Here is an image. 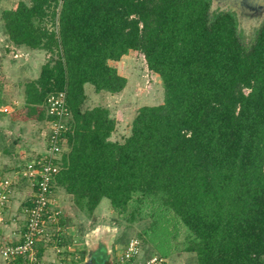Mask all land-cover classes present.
I'll list each match as a JSON object with an SVG mask.
<instances>
[{"label":"trees","instance_id":"trees-1","mask_svg":"<svg viewBox=\"0 0 264 264\" xmlns=\"http://www.w3.org/2000/svg\"><path fill=\"white\" fill-rule=\"evenodd\" d=\"M2 20L12 44L49 57L25 82L23 106L0 116L58 120L47 99L65 93L53 191L86 215L107 198L127 224L152 218L140 237L162 258L179 250L198 264H264V12L214 0H19ZM131 53L161 77L164 99L112 140L117 122L105 106H84L86 86L121 93L127 78L110 62ZM96 255L108 257L103 242Z\"/></svg>","mask_w":264,"mask_h":264},{"label":"rangeland","instance_id":"rangeland-1","mask_svg":"<svg viewBox=\"0 0 264 264\" xmlns=\"http://www.w3.org/2000/svg\"><path fill=\"white\" fill-rule=\"evenodd\" d=\"M18 1L0 0V88L4 90L1 95L5 99L4 103H0V112L6 105L11 109L23 106L25 82L39 77L42 66L49 57L44 50H33L26 47L17 48L9 41L7 33L4 32L2 12L5 9L13 8ZM253 23L246 25L247 33L252 30L250 26L253 27ZM110 64L116 67L120 75L127 78L126 87L121 93L111 94L109 92H96L92 85H87V99L84 106L102 105L107 107L110 110L111 117L115 118L117 122V128L111 139L122 141L130 134L131 124L140 107L163 102L164 87L161 77L148 69L143 55L139 53L125 55L120 61H111ZM51 127V121L42 122L31 119L29 121L13 122L9 113L0 116V176L4 172L2 174L4 176L1 177L13 181V183L11 182L12 185L6 188L8 193L7 203L0 205V216L4 218L7 215L11 220L5 224L6 227L9 226L7 230L23 225L27 217L26 209L28 207L26 204L23 206V202L29 197L31 191L26 181L15 177L17 175H15L14 172L16 171L14 170H17L18 166L29 158L32 162L39 156L38 154H46ZM60 156L58 155L56 159ZM6 168L9 170H5ZM67 195L64 190H57L53 196H59L58 200L63 199L62 208L64 211L68 215L76 217L75 220L78 222L74 231L72 230L74 233L72 236L78 239V243L82 242L84 249L80 247V244H75L74 241L71 243L72 239L69 238L68 232H65L63 237L66 239L62 242L56 228L48 226L47 232L53 235L47 239L48 241L44 242L48 250L44 253L43 262L61 264L63 258L69 260V262L72 259L75 260L73 264L78 263V261L83 262L87 250L96 247L101 241L112 246L113 264H144L146 260L154 255L168 254H165L161 248H156L150 243L147 244L145 236L140 237V234H144V230L151 225L152 218H143L133 224H127L123 218H120L114 212L107 198L101 201L91 216L86 215L73 205V201L68 199L69 196L67 197ZM60 197L61 199H59ZM97 226L102 229L92 235L91 230ZM87 234L90 235L87 236ZM138 237L140 241L142 239L141 253L133 258V263L130 261L127 263L120 262L119 257L125 244L132 238ZM143 240H146V243ZM60 241L65 246L63 253H61ZM85 241L89 246H86ZM108 254H110L109 251ZM148 255L149 257H146ZM25 257L30 259L29 261L33 260L31 262L34 263L33 256L27 255ZM37 263L42 264L41 258L37 259ZM166 264H198V257L195 253L175 250L166 257Z\"/></svg>","mask_w":264,"mask_h":264},{"label":"built area","instance_id":"built-area-1","mask_svg":"<svg viewBox=\"0 0 264 264\" xmlns=\"http://www.w3.org/2000/svg\"><path fill=\"white\" fill-rule=\"evenodd\" d=\"M47 111L50 115L58 118V120L51 121L52 127L48 138V150L46 154L40 155L30 162L23 171V175L31 182V185L37 187L34 204L26 209L27 221L23 239L18 244L0 246V259L13 261L18 256L31 255L35 260L34 263L37 262L35 247L38 239L45 234L47 221H54L60 214L59 210H52L50 195L53 192L51 182L57 168L54 160L62 152L59 139L62 131L66 130L65 124L68 116L64 92L52 94L48 97ZM11 185L10 180H4L1 187L6 189ZM3 193L0 192V202L5 198L7 199V191ZM141 243L138 238H132L123 248L119 261L126 262L139 255L141 253ZM165 261V258L154 255L146 260L144 264H165Z\"/></svg>","mask_w":264,"mask_h":264},{"label":"crops","instance_id":"crops-1","mask_svg":"<svg viewBox=\"0 0 264 264\" xmlns=\"http://www.w3.org/2000/svg\"><path fill=\"white\" fill-rule=\"evenodd\" d=\"M17 48H19V47H17ZM2 91H4L3 90V88H0V95L2 94ZM25 94L23 93V100H24V98H25V96H24ZM5 96V95H4ZM1 98H2V95H1ZM4 99V98H3ZM3 102H5V99L3 100ZM6 108H3V109H7V107H9V106H5ZM17 143V142H16ZM39 156L40 155H42V154H38ZM29 161H31V158H29L28 160H26L25 162H23L22 164H20L19 166H18V168H17V170H14V171H16V172H14L15 173V175H17V176H15L16 178H19V179H21V180H24V181H26L27 182V185H28V187L31 189V191H30V195H29V197H27L26 198V200L23 202V206L26 204V206H29L30 204H31V199H32V197L34 196V194H35V189H34V187L31 185V182L22 174V172L24 171V168L26 167V164L29 162ZM5 170H9L8 168H6ZM4 173V172H3ZM2 173V174H3ZM17 173V174H16ZM1 174V176H4V175H2ZM0 176V191H2V183H3V181L5 180V177L4 178H2ZM22 177H24V179H22ZM6 180H10V179H6ZM20 180V181H21ZM11 181V180H10ZM12 183H13V181H11ZM57 190H55V191H53V194H52V200H51V208H52V210H59V212H60V214H59V216H57V219H55L54 221H47V223H46V232H45V234L43 235V236H41L39 239H38V242H37V246H36V250L38 251V253H39V258H41V263L42 264H47L46 262H43L42 261V258H43V256H44V253L48 250V247L46 246V244L44 243V242H46V241H48L47 239H49L50 237H51V235H53V234H49L48 232H47V227L48 226H52V227H54V228H56V230H57V232H58V235L62 238L61 239V241L62 242H64L65 241V239L66 238H64L63 236H64V234H65V232H68L69 233V238L70 239H72V241H71V243H73V241L75 242V244H77V245H79L80 244V247L81 248H83L84 249V245L82 244V242L81 243H78V239H75V238H73V236H72V234L74 235V233L72 232V230L74 231V228H75V226H77V220H75V216H70V215H68L67 213H66V211H64V209L62 208V206H63V202H64V200L62 199V200H58V197L59 196H53L54 195V192H56ZM65 193V192H64ZM70 197V195H67V197ZM68 197V199H70L71 201H73V199H72V197H70L69 198ZM59 199H61V197L59 198ZM74 205V204H73ZM23 206H22V208H23ZM22 208H21V210H22ZM0 214H1V212H0ZM13 217V216H12ZM11 220H10V217H7V215L3 218L2 216H0V238H1V240H0V246H4V245H13V244H18V243H20L21 241H22V237H23V232H24V230H25V228H26V221H27V217H26V220L23 222V225L21 226V227H16V228H13L12 230H7V228L9 227H6V225L5 224H7L8 222H10ZM76 222V223H75ZM12 224H13V222H11ZM54 234H55V232H54ZM101 239V238H100ZM60 240V239H59ZM61 241L59 242L60 243V247H62V252L61 253H63V251L65 250V246H63L62 244H61ZM100 241V240H99ZM65 245V244H64ZM127 244H125V246H126ZM124 246V247H125ZM76 251V250H75ZM146 257H149V255L148 256H146ZM145 257V258H146ZM74 261L75 260H71L70 262H69V260H66L65 258H63V260L61 261V264H63V263H66V264H73L74 263ZM0 264H12V261H7V260H5V259H0ZM56 264H59V263H56ZM76 264H83V262H80V261H78V263H76Z\"/></svg>","mask_w":264,"mask_h":264},{"label":"water","instance_id":"water-1","mask_svg":"<svg viewBox=\"0 0 264 264\" xmlns=\"http://www.w3.org/2000/svg\"><path fill=\"white\" fill-rule=\"evenodd\" d=\"M214 1H218L220 4H224V3L230 4L231 8L236 10L238 14L243 13L248 17H254L256 15L258 16L259 14L264 12V0H214ZM100 229L102 228L99 226L93 228L91 230V234L95 235V233L99 232ZM89 235L90 234H87V236ZM86 242L87 241H85V243ZM86 246H89L88 243H86ZM97 247L98 245L96 247H93L92 249L87 250L83 264H112V260H111V255L113 253L112 246L106 245L107 253L109 251L110 254H108L107 258H103L101 261L97 258L96 255Z\"/></svg>","mask_w":264,"mask_h":264}]
</instances>
